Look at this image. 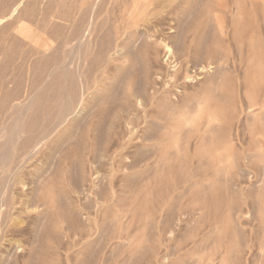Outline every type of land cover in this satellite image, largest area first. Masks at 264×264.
<instances>
[{"label":"bare ground","instance_id":"obj_1","mask_svg":"<svg viewBox=\"0 0 264 264\" xmlns=\"http://www.w3.org/2000/svg\"><path fill=\"white\" fill-rule=\"evenodd\" d=\"M151 1L152 2H150V4H151L150 5L149 2L144 1V0H123V4H122L123 5V7H122V12L123 13L122 14L120 13V17L119 18L112 17V19L109 20L108 17H106V18L104 17L101 21L98 22V21H96V19L98 17L97 15L99 14L100 9L104 8V6L108 2L109 3H114L115 4V5H113V7H114V6H116V3L119 2V0H0V247L2 245L3 240L4 241L6 240V237L8 236L7 235L8 232L12 233L14 236H15V234L17 235L19 233H23V232L25 233V231L23 229H21L22 227H20L21 226L20 225V223H21L20 217H22L24 220H28L30 223L32 222V226H34V227L39 225V224H41L40 226L46 225L47 222H49L50 218L51 219L54 218L52 212H53V209H54V207L56 205L55 204L56 199H54V194H55L56 185H57L56 184L57 180H55V176L58 174V180L62 181L63 183L66 180L71 181V177H72V176H70V166H69L70 164L69 165H62L61 164L62 163L61 162V156H62V158L64 157V153L66 151H68V149L70 147L69 145L72 144V143H73V146L75 147V149L77 151L82 150L85 147L83 145V143H84V138L87 135L92 136V138H96L97 137V133H99L101 131L100 125H103V123H104V122L102 123V121H101L103 116H105L104 113H106V112L109 113L110 110H111V109L109 110V107H108L106 109V111L105 110H103V111L100 110L101 112H99L98 107L99 106L102 107L105 104L107 106H109L111 103L109 104L108 102L114 97V95H115L114 91L115 90L125 91L126 89L129 88V91L132 93V96L134 95V97H135V103L130 108L122 106V104L120 106V107L124 108L127 111V113L129 114L127 118L124 117L125 120L122 119L123 120V126H122L121 129H123V130H121V133H120V145H121L120 149L121 150L122 149H128L129 147H133V146H134V148L137 147V149H139V151L144 149V148H146V146L148 144H146V138H144L145 136H143V132L146 133V131H145L146 127L144 126V122H146V123L150 122V124H152V126H154V130L158 129V132L159 131H163V133H165L164 130L168 129V132L170 133V135L174 139V135L178 134V131H180L181 128H183L185 130L188 129L187 133L193 132L194 128H195L194 125H193L195 119L196 118L198 119L199 117H201L203 115L202 113H204L205 110H209V109L210 110L212 109V112H213V113L211 112V114L209 116L210 117V119H209L210 127L208 126V128L210 129L209 132H211V137L209 136L210 133H208V136H209L208 142L209 143L208 144L206 143V144L208 146H212V145L214 146L216 143H220L215 138V136H216L215 134H220V133L227 134L228 124H225L223 122V117H225V115L221 116L220 112L224 108L222 103L223 102L226 103L228 100L231 101L230 99L232 98V94H231L232 91L230 92L229 90H226V91H229V92L225 93L224 92L225 90L223 91L222 86H221V80H220V83L217 84V79L220 78V77L222 78V76H220V75H222L224 73V72H222L220 70L221 69V67H220L221 64L219 66L214 65V66H209V67L208 66L199 67V65H198V67H193L191 69V67H192L191 66L189 68V66H187V63H186L187 60L183 56L185 54V52H186V48L187 47L185 45L184 38H182L183 34H184V31H183V29L181 27V21L178 20L177 18L175 19V21H177V23H178V25L176 24L177 25V29H175V27H174V25L172 23L171 24L169 23L170 21L172 22V20L169 19L170 21L169 22L167 21L170 14H171L170 17L173 16L171 11H169L167 9L168 7L169 8L173 7V6H171L172 4H174V3H172L173 1H176V3H180V4H182L184 2L185 8H186L188 6V4H189L188 3L189 0L188 1L187 0H181L182 3L180 2V0H151ZM210 1H211V3H214L216 8L207 10L208 25L204 29L203 34L201 33L199 35V36H202V37H197V36L193 37V38H196V37L199 38V43H198L199 51H200V49L202 51V47L204 45L203 41L207 40L206 36L209 35V34H210L211 37H214L215 39L216 38H221L222 40L225 39L227 41H231L232 43H234V46L236 47V37H237V35L242 33V31H245V33L247 31L248 32L252 31L251 25L246 23L248 21L247 18L251 17L252 20L256 19V18L252 17V16L255 15V8L256 7H252L251 8L252 10L249 7H248L249 8L248 9L247 8L248 3L252 2L251 6H254L253 2L255 4H257V5L261 2L262 3L261 6L263 8L262 12H264V0H210ZM204 2H205V0H204ZM154 4H155V6L153 8H151V6L154 5ZM200 4H202V3L201 2H196L195 5L192 4L193 6L191 5V7L189 8V11L187 12V14L188 15L191 14L192 16H194V17L196 16L197 18H199L202 15V13L204 11H206V9L203 10L204 7L202 8V6H200ZM229 5H232V6L230 7ZM209 7H212V6H209ZM258 7H260V6H258ZM206 8H208V7H206ZM216 10L222 12V14L228 12L230 17L228 15L227 16L230 18V20L228 19V17L227 18H223L220 14H218L216 12ZM111 11H112V9H111ZM184 11L185 10H183V13L181 15L182 17H184L186 15ZM119 12H121V11H119ZM250 12H251L252 15L249 16ZM188 17L191 18V16H188ZM263 18H264V16H263ZM157 19L162 22V27H161V29H158V30H156V28H155V22L157 21ZM259 19L260 18H258V21H255V22H260ZM120 20H121V22H120ZM156 26L158 27V25H156ZM250 29H251V31H250ZM263 31L264 30L262 29V32ZM258 38H261V37H258ZM246 39H247L246 42H248V38H246ZM75 40L77 42H75ZM172 40H176V43H175L176 52L172 49V46H171V41ZM216 41H218V40H216ZM250 41H251V39H250ZM246 42H245V44H246ZM186 43H188V42H186ZM173 44H174V42H173ZM191 44H192V41H191ZM207 45H208V43H207ZM260 45H261V43H260ZM253 46H254V50L253 51L251 50V52H250L251 56H253L254 54L256 55V53H257L258 54L257 60H259V62L262 61L263 58H264L263 50H261L260 48H258V50H256L257 48H255V43H252L251 47L253 48ZM246 49H248V48H246ZM219 50H220V48H219ZM229 50H230V48H229ZM112 51H114L115 54H112ZM248 51H250V50H248ZM203 52H204V50H203ZM203 52H201V53H203ZM217 52H219V51H217ZM239 54H241V53H238V55ZM146 56L148 58L149 70L147 71V73H145L146 72L145 71V72H141L139 74L138 73L136 74L135 71L137 69L138 64H142V67H143L144 66V59H145ZM244 56H246V55H244ZM252 58L250 59L251 62H252ZM254 58H253V60H254ZM235 59L233 58V60H235ZM218 60H219V57H218ZM245 60H247V59H245ZM231 62H232V60H231ZM242 62H243V60H242ZM257 62L258 61H256V63ZM112 65H114L116 67V69H115L116 72L121 71L120 72V76H118L116 73L115 74L111 73L110 69H111ZM250 65H247V66L244 65L246 67L245 68V72H244L246 78L249 77V75L251 74L250 71H249L250 68H251ZM252 65H253V63H252ZM254 66L255 65H253V67ZM258 67L261 68V65L258 66ZM262 68H263V66H262ZM98 72H100V73H98ZM252 74H253V72H252ZM257 74H258V72H257ZM260 74L262 75V73H260ZM150 75H151V77H150L151 78V82L148 83L149 85H146L145 81L143 80V78L144 77L147 78V76H150ZM216 77H218V78H216ZM255 77H257V76H255ZM165 78H169V80L166 82ZM258 78H259V76H258ZM258 78H257V80H258ZM234 79H235V77H234ZM228 81L230 82L231 80H228ZM162 82L166 84L164 90H161L162 86L161 87L159 86ZM251 82H252V80H251ZM253 82H255V81H253ZM176 84H181L180 88H182L183 91H181V92L179 91L180 93H177L176 91H174L173 86H175ZM234 84H235V82H234ZM241 84H242V82H241ZM248 84H250V83H248ZM195 86H198L199 88H201L202 92H200V93L190 92L191 89L195 90L194 89ZM232 87H234V85L231 86V88ZM226 88L227 87H225V89ZM178 89H179V86H178ZM245 89H247V88H245ZM244 92L245 91H243L242 93H244ZM246 93H249V92H246ZM254 93H255V91H254ZM263 93H262V96H263ZM235 94H238V93L235 92ZM234 97L236 98V96H234ZM254 98H255V96H254ZM254 98H252V99H254ZM261 98L263 99V97H261ZM220 99H221V104L222 105L219 104L218 102H216V101H219ZM246 99L247 98L245 97L244 101H247ZM259 99L260 98H258V100ZM132 100L133 99L131 97V101ZM145 100L149 103L150 111H147V109H145V106L147 107V104H145L146 103ZM192 101H195V103H196L195 106L196 107L193 110H192V107H191V110H190V106H191L190 104H191ZM231 102H234V100L231 101ZM260 103H261V101H260ZM228 104H229L228 106H230V102ZM112 106L113 105H111V107ZM163 106L166 107L165 109H169L168 110L169 111L168 115L170 116V118L171 117L176 118L174 126H170L169 127V126L164 125L161 122L165 118L164 115H166L165 111L162 109ZM202 106L203 107L205 106V108H203ZM256 106H258V105L256 104ZM263 107L264 106H262L261 109H263ZM251 109H252V107H251ZM231 111H229V112H231ZM237 111H238V109H237ZM113 112L115 114V111H113ZM135 112L137 113V115H135V116H137L136 121H134L133 118L131 117V114L133 116V113H135ZM141 112H142V114H141ZM227 113H228V111H227ZM111 114H112V112H111ZM111 114H110V117H111ZM108 115H106L108 117V118H106V120L110 118ZM234 115H235V113H234ZM257 116L252 112V110H248L247 115H246L247 119H251V118L252 119H256ZM260 118H261V115H260ZM110 120H111V118H110ZM203 120H205V119H203ZM228 122H230V121H228ZM250 123H252V122H250ZM250 123H249V125H251ZM109 124H111V123H108V125ZM120 125H122V124L120 123ZM230 125H232V124H230ZM110 127H108V128H110ZM250 127L252 129V126H250ZM257 127H256V129H257ZM119 128H120V126H119ZM162 129H164V130H162ZM235 129H237V128H235ZM248 129H249V127H248ZM262 130H263V128H262ZM182 133L183 132L181 131V134ZM246 133H248V132H246ZM261 133H264V130L261 131ZM252 134H254V132L251 133V135ZM257 134L258 133H256V135ZM189 135H192V133H190ZM193 135H195V134H193ZM178 136H180V135H178ZM261 136L259 138H262ZM149 137H150V135H149ZM186 137H188V136H186ZM98 138H100V137L98 136ZM184 138H185V136H184ZM189 138H188V140H190ZM204 138H205V136H204ZM233 138L235 139V137H233ZM147 139H149V138L147 137ZM160 139L158 137L156 143L153 144L154 146H152V147H154V151L156 153H157V150H160L162 145H163L162 142L160 141ZM181 139H183V137ZM181 139H180V142H181ZM206 139L207 138H205V141H206ZM152 140H153V138L151 139V142L153 143ZM89 141H90V139H89ZM219 141H220V139H219ZM172 142H173V140H172ZM225 142H228V141H225ZM175 143H177V142H175ZM175 143H174V145H175ZM223 143H224V141H223ZM178 144L179 143H177L176 145H178ZM254 144H256V143L254 142ZM97 145H100V144H97ZM221 145H222V143H221ZM196 146H198V144ZM208 146H206V147H208ZM262 146H263V144H262ZM178 147L180 148L181 146H178ZM102 148H103V145H102ZM216 149H217V146H216ZM199 150L202 151L203 149L201 150L199 148ZM247 150H245V151H247ZM99 151H96V152L98 153ZM104 151L105 150L103 149L102 152H104ZM217 151H218V149H217ZM256 151H260V150H256ZM92 152H93V150H92ZM116 152H117V149H116ZM162 153L164 154V151ZM171 153H173V152H171ZM92 154L94 155V153H92ZM169 154H170V152H169ZM250 155H254V153L250 154ZM37 156L38 157L39 156L45 157V161H43L41 166H38V164H36L37 162L36 163L34 162V160H35V158H37ZM70 156H72V155H70ZM70 156L68 155V157H70ZM127 156H125V157H127ZM183 156H184V154H183ZM186 156H188V155H186ZM203 156H204V154H203ZM214 157H218V156H214ZM224 157H226V155ZM263 157L264 156H262L261 158L263 159ZM97 158L99 159L98 156H97ZM116 158L117 157H115L114 154L110 155V160L109 161L112 164V169L113 170L117 167L116 164L119 163V162H115V161H118V160H116ZM118 158H119V156H118ZM218 158L220 159V157H218ZM236 158H238V156H236ZM253 158H254V156L252 157V159ZM103 159H102V161H103ZM89 160L92 163V166L94 164L95 165L97 164V166H98L99 163H97V160L94 157H91ZM136 160L139 163L140 160H138V159H136ZM136 160H135V163H137ZM160 160H161V157H160L159 160L156 159L155 162L158 161L157 163L159 164V162H161ZM215 160H216V158H214V161ZM242 160H244V159H242ZM250 160H251V158H250ZM78 161H79V159H78ZM143 161H145V160H143ZM178 161H180V160H178ZM206 161L208 162V160H206ZM223 161L224 160H222V162ZM236 161H234V164H235ZM125 162L126 163L124 164L122 171H124V174L128 176V175H130V173L128 174V172H130V170L134 167L133 165H136V164L135 163L132 164V162H130L128 160H125ZM167 162H169V161H167ZM72 163H73V161H72ZM76 163H77V161H76ZM209 163H211V162H209ZM241 163L242 162H240V164L239 165L237 164V165L240 166ZM262 164H263V162H262ZM204 165H206V164L204 163ZM204 165H203V167H204ZM228 165H230V164H228ZM237 165H235V166H237ZM260 165H261V163H260ZM143 166L145 167V165H143ZM235 166H233V168ZM247 166H248V164H247ZM181 167H182V165H181ZM225 167H227V166H225ZM154 168H155V166L153 165V168H151V169H154ZM208 168H209V166H208ZM243 168H244V166H243ZM249 168H250V165H249ZM92 169L94 170V169H96V167H92ZM93 170H91V171L89 170L90 174L88 175L87 178L74 177L72 179V181H71L73 183V187H72L73 191L76 193V195L79 198V200H78L79 205L76 204V205L79 206V210L76 212V216H77L76 218H78L79 221H81L83 223L85 221H87L88 218H89V216L87 215L88 212L86 211L87 212L86 213L84 211V209H86V208H84L85 207V205H84L85 198L82 197V194L84 192L85 184L88 183L93 188H99L100 186H103V183L106 182V180H104L105 178H102V177H99V176L95 175ZM177 170H178V167H177ZM188 170H189V168H188ZM235 170H237V169H235ZM166 171H168V169ZM201 171L203 172V170H201ZM174 173H176V171ZM184 173H185V171H184ZM233 173H235L234 170H233ZM132 174H134V173H132ZM142 174H143V172L141 174H139V175H142ZM176 174H178V173H176ZM187 174H188V171H187ZM101 175H102V173H101ZM114 175L112 174L109 177L111 182H114L113 179L116 176V175L115 176ZM188 175H190V174H188ZM191 175H194V173L191 174ZM210 175H211V173H210ZM213 176H214V174L211 177H213ZM253 176H254V174H253ZM262 176H263V178L261 179V182H262V186H263L264 185V167H263V170H262ZM143 177H145V176H142V179H143ZM56 178H57V176H56ZM181 178H183V175L181 176ZM184 178H185V176H184ZM218 179L217 180H211V182H209L208 185L205 186V187L202 185V184H204V181L202 182V184H200V185L203 186L202 187L203 188L202 192H203V194H205L204 196H207V195L213 193L214 191H216L217 189L220 188L219 184H220L221 181H218ZM132 180L133 179H131L130 181H132ZM177 180L179 181V178ZM207 180H208V178H207ZM219 180H222V179L220 178ZM224 180H222V181H224ZM171 181H172V179H171ZM178 181H177V183H179ZM193 181H195V180H193ZM249 181L247 183H249ZM134 182L135 181H133V184H134ZM115 183H117V182H115ZM225 183H226V181H225ZM121 184H123V183H121ZM197 184L198 183L196 182V185ZM223 184H224V182H223ZM227 184H228V186H227V188H228L230 182L226 183V185ZM232 184L230 185L231 187L234 186V184L233 185ZM160 185L162 187V184H160ZM160 185H158V186H160ZM172 185H174V184H172ZM177 185H179V184H176V186ZM194 185L195 184H193V186ZM45 186H47V187L45 188ZM122 186L123 185H121V187ZM257 186L254 187V188H257ZM115 187H117V185ZM147 187H149V186H147ZM164 187H165V185H164ZM44 188H45V192L44 193L47 192V196H41V198H40L39 196L41 195V192L43 191ZM153 188L154 187H152V189ZM171 188H173V186H171ZM233 189H235V187ZM236 189H237V187H236ZM246 189H248V188L246 187ZM250 189L252 190L253 188H251V186H250ZM67 190L68 189H66V191ZM123 190H125V189H123ZM180 190H181V188H180ZM191 190H192V187H191ZM221 190H222V187H221ZM254 190L257 191L256 189H254ZM187 191H186V193H187ZM262 191L264 192V190H262ZM114 192H115V190H114ZM159 192H161V191L159 190ZM202 192H200V193H202ZM235 192H236V190H235ZM251 192H253V191H251ZM63 193L60 192V193H58V195L60 196L61 199H63L62 200L63 203H65L66 206H67V204L69 202L68 201L69 199L67 200L66 199V194H63ZM93 193H95V192H93ZM196 193H198V192H196ZM134 194H136V193H134ZM165 194H167V193L165 192ZM221 194H223V193H221ZM231 195H233V194H231ZM22 196H27L28 197V199H27L28 201L26 200L27 201L26 203L24 202V199L22 200ZM125 197H127V196H125ZM144 197H146V195H144ZM226 197H227V193H226ZM70 198H71V196H70ZM127 198L130 199L129 196ZM134 198L136 200V197H134ZM181 198H183V197H181ZM207 198H208V196H207ZM176 199H177V196H176ZM186 199H188V198H186ZM198 199H199V197L197 198V200ZM237 199H239V198H237ZM86 200H87V198H86ZM135 200L133 202H135ZM144 200H145V198H144ZM179 200L180 199H178V202H179ZM202 200H200V201H202ZM131 201H132V198H131ZM233 201H235V203L236 202L239 203V201H237V200H233ZM57 202H59V201H57ZM230 202L232 204V201H230ZM255 202L257 203V201H255ZM189 203H191V202H189ZM127 204H126V206H127ZM202 204L199 203V205H202ZM76 205H74V206H76ZM174 205H175V203H174ZM177 205L179 207L178 203H177ZM196 205H197V203H196ZM213 205H215V204H212L210 206H213ZM235 205L236 204H234V202H233V206H235ZM92 206H93V204H92ZM210 206L208 208H210ZM258 206H259V202H258V205L255 207V210L258 209ZM131 207H134V205L131 206ZM178 207H177V209H178ZM202 207H203V205H202ZM250 207H251V205H250ZM70 208H71V206H70ZM115 208L112 209V210H114V213L119 211L118 210V211L115 212ZM205 208H206V206H205ZM217 208H219V207L217 206ZM236 208L238 209V206ZM76 209H78V208H76ZM110 209H111V207H110ZM170 209H172V206H171ZM227 209H228V207H227ZM241 209H243V208H241ZM90 210H88V211L90 212ZM133 210H134V208H133ZM133 210H132V212H133ZM63 211H65V208H64ZM145 211H144V213H145ZM169 211H172V210H169ZM196 211H195V214H196ZM206 211L208 212V210H206ZM209 211H210V209H209ZM246 211H248V209ZM262 211L263 210H261V213H262ZM129 212H130V210H129ZM129 212H127V214ZM174 212H176V211H174ZM174 212H173V214H174ZM214 212H215V210H214ZM214 212H213V214H214ZM234 212L236 214V211H234ZM259 212H260V210H259ZM111 213H112V211H111ZM216 213H218V212H216ZM223 213H225V215H226V213H228V211L227 212L224 211ZM148 214L149 213L147 212V215ZM175 214H177V213H175ZM251 214H252V211H251ZM256 214H257V212H256ZM15 215H16L17 218L15 217ZM59 215H61V214H59ZM252 215H254V214H252ZM261 215H259V216L261 217ZM131 216H133V215H131ZM131 216H128V217H131ZM137 216H138V214H137ZM156 216H158V214ZM175 216H177V215H175ZM61 217H63V215ZM97 217H99V216H97ZM100 217H102V215ZM159 217H161L160 214H159ZM215 217H216V215H215ZM221 217H224L222 220H224L226 218L225 216H220V217H218L219 220L221 219ZM232 217H233V215H232ZM260 217H258V218H260ZM114 218H115V216H114ZM125 218H126V216H125ZM241 218L243 219L244 217L242 216ZM255 218H256V216H255ZM135 219H134V221H135ZM196 219H198V218H196ZM229 219H226V222ZM59 220L61 221V219H59ZM211 220H212V217H211ZM230 220H232V219H230ZM235 220H236V217H235L234 221ZM89 221H90V219H89ZM106 221L108 222L107 219H105V222ZM119 221L121 222V220H119ZM124 221H126V220H124ZM130 221H131V219H130ZM130 221H128V222H130ZM261 221H263V220H261ZM261 221H260V223H263ZM16 222H18L19 224L16 225ZM169 222H170V220H169ZM226 222H225V224H226ZM232 222H233V220H232ZM247 222L248 221L246 220V223ZM253 222L255 223V221H253ZM50 223H51V221H50ZM115 223H116V221H115ZM123 223H122V228H123ZM190 223H193V222H190ZM209 223H210V221H209ZM218 223H220V222H218ZM221 223H223V222H221ZM236 223H233V225L234 224L237 225ZM241 223L243 224V222H241ZM246 223L243 224V226L246 225ZM28 225H30V224L27 223V226ZM142 225H144V224H142ZM142 225L140 224L141 227H142ZM168 225H169V223L167 224V226ZM175 225H176V223H175ZM193 225H195V224H192V226ZM66 226H69V225H66ZM220 226H221V224H220ZM223 226H226V225H223ZM223 226H221V227H223ZM256 226H257V223H256ZM42 227H44V226H42ZM81 227L78 226L79 229ZM227 227H228V225H227ZM234 227H236V226H234ZM39 228L41 229V227H39ZM51 228L52 227H50V229ZM84 228L86 229L87 226L84 227ZM137 228H139V227H137ZM187 228H188V226H187ZM196 228H197V226H196ZM238 228H240V227H238ZM261 228H262V226H260L259 229H261ZM40 229H39V232L41 231ZM46 229H47V225H46ZM107 229H105V230H107ZM127 229H129V228H127ZM193 229L194 228H192V230ZM219 229H222V228H219ZM231 229H233V228H231ZM242 229L245 230L244 228H242ZM176 230H177V228H176ZM262 230H263V228H262ZM28 231H27V233H28ZM85 231H87V230H85ZM236 231H239V230H236ZM31 232H32V230H31ZM39 232H36V233H39ZM59 232H60V230H59ZM82 232H84V230ZM123 232L125 233L126 231H122V234H123ZM143 232L146 234L145 231H143ZM143 232L141 231L142 234H144ZM189 232H190V229H189ZM239 232L241 233V231H239ZM258 232H263V231H258ZM27 233H25V235ZM32 233H34V231ZM76 233H79V232H76ZM169 233H171V232H169ZM179 233H180V231H179ZM250 233H251V230H250ZM48 234L51 236L50 233H47V235ZM226 234H227V230H226ZM236 234L237 233L235 232V237H236ZM39 235H40V233H39ZM128 235L129 234H127V236ZM183 235H186V234H183ZM86 236H87V234H86ZM127 236H125V237H127ZM205 236L207 238L209 237L207 235H205ZM237 236H238V234H237ZM259 236H261V238H262V234L259 235ZM186 237L188 238V236H186ZM213 237H214V235H213ZM246 237L247 236L245 235V238ZM62 238H63V236H62ZM211 238H212V236H211ZM211 238L209 237V239H211ZM245 238H243L244 241H245ZM122 239H124V238H122ZM183 239H185V236H184ZM183 239H182V241H180V243L178 242L179 244L177 246H180V244L182 242H184ZM212 239H215V237L212 238ZM217 239H219V241H220V238H217ZM237 239H238V237H237ZM261 240H263V239H261ZM36 241H37V239H36ZM130 241L132 242V239ZM147 241H148V239H147ZM174 241H175V239H174ZM177 241L178 240H176V242ZM65 242H66V239H65ZM168 242H169V240H168ZM205 242H207V240H204V243ZM208 242H209V240H208ZM9 243H11V242H9ZM24 243H26V242L24 241L23 244ZM36 243H38V242H36ZM212 243L213 242H211L210 244H212ZM238 243H240L239 240H238ZM220 244H222V243H220ZM240 244H242V242ZM260 244L261 243L259 242L258 246ZM118 245L119 246L121 245L120 242H119ZM143 245H146V244L144 243ZM227 245H229V244H226V246ZM262 245H264V244H262ZM226 246H224L225 247L224 251L226 249L228 250V247L226 248ZM237 246H238V244H237ZM229 247H230V245H229ZM246 247H245V249L247 250ZM133 248H135V247H133ZM218 248H220V247H218ZM241 248H243V247L241 246ZM68 249H70V248H68ZM118 249H121V248H118ZM31 250L33 251V249H31ZM165 250L167 251V249H165ZM206 250H207V248H206ZM230 250H232V249H230ZM236 250L237 249H235V252L237 253ZM240 250H242V249H240ZM260 250H261V247H260ZM22 251H23V249H19V247H16V246H13V245H10V244L8 245V243H7L6 245H4L3 252H2V250L0 252V253H3V257L5 258V263L3 261L2 262L4 264H9L11 262H17L18 258H21L20 255L24 252V251L23 252ZM162 251H163V249H162ZM226 251H225V253H226ZM256 251H258V250H256ZM135 252H136V250H135ZM203 252H205V251H203ZM29 253H31V252H29ZM158 253H159V251H158ZM225 253H224V255H225ZM230 253H232V252L230 251ZM88 254H89V252H88ZM216 254H217V252H216ZM257 254H255V255H257ZM259 254L261 255V253H259ZM28 255L30 256L31 254H28ZM209 255H210V253H209ZM252 255H253V253H252ZM21 256H24V255H21ZM86 256H87V254H86ZM218 256H219V254H218ZM35 257H36V255H35ZM155 257H157V256L155 255ZM183 257H185V256H183ZM206 257H207V255H206ZM210 257H211V255H210ZM227 257L230 258L229 254H228ZM238 258H240V257H238ZM261 258H264V256L261 257ZM161 259L163 261L164 257L161 258ZM212 259H213V256H212ZM257 259H259V258H257ZM167 261L168 260H166V262ZM184 261H186V260H184ZM221 262H223V261H221ZM261 262H262V260H261ZM74 263H76V262H74Z\"/></svg>","mask_w":264,"mask_h":264},{"label":"rangeland","instance_id":"obj_2","mask_svg":"<svg viewBox=\"0 0 264 264\" xmlns=\"http://www.w3.org/2000/svg\"><path fill=\"white\" fill-rule=\"evenodd\" d=\"M149 2H152L151 0H144ZM188 1V0H187ZM180 2L182 3V1L180 0ZM196 2H201L202 4H200V6H202L203 10L206 9V11H204L202 13V15L197 18L196 16H192L191 14L188 15L187 12L189 11V8L191 7V5H195ZM189 0V4L188 6L185 8L184 2L182 4L180 3H176V1H173L171 6L173 7H168L167 9L169 11H171L172 15L168 18V22L170 20H172V22L170 21L169 23L173 24L175 29H177V21H175V19L177 18L178 20L181 21V27L184 31L183 37L185 40V45H186V52L183 55L184 58L187 60V66H189V68L191 67V69L193 67H201V66H219L221 67V71L224 72L222 75V78H218L217 79V84L220 83L221 80V86L222 89L225 93H228L229 91H232V98L230 99L231 101L234 100V102L231 101H227L226 103L223 102V110L220 112L221 116L223 117V122L225 124H228V128H227V134H215V138L217 139L218 142L220 143H216L214 146H208L207 144L208 142V138L209 136L211 137V132L210 129L208 128L209 125V119H210V114L212 112V109L210 110H205L204 113H202L203 115L201 117H199L198 119L196 118L193 125H194V131L190 132L195 135H189L190 133L188 132V129L185 130L183 128H181L180 131H178V134L174 135V139L173 137L170 135V133L168 132V129H162L165 131V133H163V131H159L158 129L154 130V126H152V124H150V122H144V126L146 133L143 132V136H145L144 138H146V144H148L146 146V148L142 149L139 151V149H137V147L134 148L133 147H129L128 149H120L121 145H120V133H121V129L123 126V120H125V118L128 117V113L127 111L120 107L121 104L122 106L128 107L130 108L134 103H135V97L134 95L132 96V93L129 91V88L126 89L125 91H120V90H115L114 92V97L108 102L110 105L106 106L103 105L102 107L99 106L98 110L99 112L105 110L109 107L110 110V114L109 113H104L105 116H103L102 118V123L103 125H100V129L101 131L99 133H97V137L96 138H92V136L87 135L84 138V143L83 145L85 146L82 150L77 151L75 149V147L73 146V143L70 144L68 151H66L64 153V157L62 158L61 156V164L62 165H69L70 166V176L71 177V181L74 177H84L87 178L89 173V170H93L92 167H96V169L93 170V172L95 173V175L105 178L104 180H106L105 183H103V186H100L99 188H93L91 185H89L88 183L85 184L84 186V192L82 194V197L85 198V207L86 209H84V211L87 213V215L89 216L88 218V222L85 221L84 223L79 221L78 218H76V212L79 210V203H78V196L76 195V193L73 191V183L69 180L64 181V183L62 181L58 180V174L55 176V180H57L56 182V191L54 194V199H56L55 202V207L53 209V216L54 218H50L49 222H47V229H46V225H42L41 224L37 225V226H32V222L30 223L28 220H24L22 217H20V227H22L21 229H23L25 231V233H28L25 235V233H19V234H15V236L8 232L7 233V237L6 240L2 242V245L0 247V252L2 250H4V245H6L8 243V245H13L16 247H19V249H23V253L21 255V258H18L17 262H11L9 264H264V192L262 190H264V185L262 186V182L261 179L263 178L262 176V170H263V165H264V157L263 159L261 158L262 156H264V133H261V131L264 130V107L263 109H261L262 106H264V58L262 61L259 62V60H257L258 54L256 53V55L254 54L253 56H251L250 52L251 50H254V46L253 48L252 43H255V48H257L256 50H258V48H260L261 50H263L264 53V31L262 32V29L264 30V12L263 8H262V3L260 2L258 5L255 4L253 2L254 6L252 5V2L248 3L247 8L249 7L250 9L252 7H256L255 8V15L252 16L254 18H256L255 20L251 17H248V21L246 22L247 24L251 25L252 27V31L250 29L251 32H246L242 31V33L238 34L236 37V47L234 46V43H232L231 41H227V40H222L221 38H214L211 37L210 34L206 36V41H203L204 45L202 47V51L200 49H198V43H199V38L197 37H202L199 36L201 33L203 34L204 29L207 27L208 25V20H207V10L208 9H213L216 8V6L214 5V3H211L210 0ZM208 3V4H207ZM211 3V4H210ZM257 3V2H256ZM110 4V5H109ZM123 0H119L118 3H116V6L113 7V5H115L114 3H107L104 8L100 9L99 14L97 15V19L96 21H101L104 17H108L109 20L112 19V17H116L119 18L120 17V13L122 14V7H123ZM204 4V5H203ZM250 4V5H249ZM151 5V4H150ZM181 5V6H180ZM192 5V6H193ZM155 6L152 5L151 8H153ZM177 6V7H176ZM212 6V7H209ZM230 7L232 5H229ZM260 6V7H258ZM208 7V8H206ZM258 7V8H257ZM176 8V9H175ZM184 8V9H183ZM248 8V9H249ZM112 9V11H111ZM116 9V10H115ZM182 10V11H181ZM183 10H185V16L182 17V13ZM252 10V9H251ZM258 10V11H257ZM121 11V12H119ZM216 12L218 14H220L223 18H227L229 16L228 12L227 13H223L216 10ZM262 12V13H261ZM170 13V12H169ZM262 14V15H261ZM228 15V16H227ZM252 15L251 12L249 13V16ZM188 16H191L188 17ZM87 17V16H86ZM173 17V18H172ZM187 17V18H186ZM230 17V16H229ZM228 17V19L230 20V18ZM258 18H260V22H255L258 21ZM170 19V20H169ZM263 19V20H262ZM156 21V20H155ZM158 21V22H157ZM157 21L155 22V28L156 30L161 29L162 27V22L159 21L157 19ZM250 21V22H249ZM263 21V22H262ZM121 22V20H120ZM190 22V23H189ZM177 24V25H176ZM158 25V27L156 26ZM192 25V26H191ZM194 25V26H193ZM253 25V26H252ZM263 25V26H262ZM160 26V27H159ZM170 26V25H169ZM262 27V28H261ZM187 28V29H186ZM198 33V34H197ZM251 34V35H250ZM256 36H255V35ZM253 35V36H252ZM192 36V37H191ZM194 36H197L196 38H193ZM244 36V37H243ZM163 37V36H162ZM239 37V38H238ZM254 37V38H253ZM256 37V38H255ZM261 37V38H258ZM213 38V39H212ZM248 38V42L247 39ZM243 39V40H242ZM251 39V41H250ZM211 40V41H210ZM218 40V41H216ZM260 40V41H259ZM192 41V44H191ZM75 42H77L75 40ZM174 42V44H173ZM188 42V43H186ZM213 42V43H212ZM220 42V43H219ZM246 42V44H245ZM175 43L176 40H172L171 41V46L172 49L176 52V48H175ZM208 43V45H207ZM249 43V44H248ZM261 43V45H260ZM249 46H248V45ZM251 44V45H250ZM194 47H193V46ZM225 45V46H224ZM247 45V46H246ZM258 45V46H257ZM208 46V47H207ZM222 46V47H221ZM227 46V47H226ZM260 46V47H259ZM217 47V48H216ZM245 47V48H244ZM210 50H209V49ZM220 48V50H219ZM230 48V50H229ZM248 48V49H246ZM216 49V50H215ZM204 50V52H203ZM246 50V51H245ZM250 50V51H248ZM206 51V52H205ZM219 51V52H217ZM227 51V52H226ZM203 52V53H201ZM188 53V54H187ZM238 53H241L238 55ZM244 53V54H243ZM112 54H115L114 51H112ZM196 54V55H195ZM187 55V56H186ZM230 55V56H229ZM246 55V56H244ZM145 56V55H144ZM143 56V57H144ZM193 58H192V57ZM217 56V57H216ZM240 56V57H239ZM219 57V60H218ZM221 57V58H220ZM231 57V58H230ZM238 57V58H237ZM247 57V58H246ZM254 60H253V58ZM201 58V59H200ZM203 58V59H202ZM233 58L235 60H233ZM240 58V59H239ZM244 58V59H243ZM252 58V62L251 59ZM207 59V60H206ZM216 59V60H215ZM247 59V60H245ZM214 60V61H213ZM232 60V62H231ZM241 60V61H240ZM243 60V62H242ZM258 61L256 63V61ZM200 61V62H199ZM221 61V62H220ZM247 63H246V62ZM250 61V62H249ZM255 61V62H254ZM198 62V63H197ZM227 63V64H226ZM255 65L253 67V65ZM263 63V64H262ZM223 64V65H222ZM251 64V65H250ZM250 65V75L249 77L246 78L245 76V66ZM257 65V66H256ZM261 65V68H259L258 66ZM141 66V67H140ZM145 66V67H144ZM144 66L142 67V64H138L137 69L135 71V73L139 74L141 72H145L147 73V71L149 70V63H148V58L147 56L144 59ZM263 66V68H262ZM256 67V68H255ZM235 68V69H234ZM116 67L114 65L111 66V73L112 74H117L118 76H120V72H116ZM254 69V70H253ZM259 69V70H258ZM224 70V71H223ZM230 72H229V71ZM235 70V71H234ZM114 72V73H113ZM226 72V73H225ZM253 72V74H252ZM258 72V74H257ZM100 73V72H98ZM228 73V74H227ZM262 73V75L260 74ZM225 74V75H224ZM227 74V75H226ZM237 74V75H236ZM256 74V75H255ZM241 75V76H240ZM261 75V76H260ZM227 76V77H226ZM257 76V77H255ZM259 76V78H258ZM151 75L147 76V78H143V80L145 81L146 85H149L148 83L151 82ZM235 77V79H234ZM252 77V78H251ZM228 78V79H227ZM258 78V80H257ZM150 81H149V80ZM245 79V80H244ZM169 80V78H165V81L167 82ZM228 80H231L230 82ZM252 80V82H251ZM225 81V82H224ZM255 81V82H253ZM235 82V84H234ZM242 82V84H241ZM250 83V84H248ZM257 85H256V84ZM162 84V85H161ZM159 86L161 87V90L165 89L166 84L165 83H161ZM177 85V86H176ZM175 86H173L174 91H176L177 93H180L182 90V88H180L181 84H176ZM231 88V86H233ZM237 85V86H236ZM254 85V86H253ZM262 85V86H261ZM179 86V89H178ZM245 86V87H244ZM253 86V87H252ZM176 89H175V88ZM198 86H195V90H192L190 92L193 93H200L202 92L201 88H197ZM225 87H227L225 89ZM244 87V88H243ZM262 87V88H261ZM247 88V89H245ZM253 88V89H252ZM261 88V89H260ZM243 89V90H242ZM258 89V90H257ZM229 90V91H226ZM238 90V91H237ZM249 90V91H248ZM180 91V92H179ZM234 91V92H233ZM243 91H245L244 93H242ZM251 91V92H250ZM255 91V93H254ZM166 92V91H165ZM164 92V93H165ZM238 93V94H235ZM249 92V93H246ZM120 93V94H119ZM257 93V94H256ZM263 93V96H262ZM122 94V95H121ZM124 94V95H123ZM252 95V96H251ZM236 96V98L234 97ZM248 96V97H247ZM255 96V98H254ZM259 96V97H258ZM131 97H132V101H131ZM245 97L247 98V101L245 100ZM263 97V99L261 98ZM254 98V99H252ZM258 98H260L258 100ZM250 99V100H249ZM254 100V101H253ZM117 101V102H116ZM146 101V100H145ZM261 101V103H260ZM219 104H221V99L219 101H216ZM230 102V106H228ZM107 103V104H108ZM113 103V104H112ZM127 103V104H126ZM236 103V104H235ZM248 103V104H247ZM115 104V105H114ZM125 104V105H124ZM147 107L145 106V109H147V111H150V106L149 103L146 101ZM195 101L191 102V106H190V110L192 107V110L195 109ZM221 104V105H222ZM227 104V105H226ZM256 104L258 106H256ZM260 104V105H259ZM263 104V105H262ZM111 105H113L111 107ZM225 105V106H224ZM240 105V106H239ZM246 105V106H245ZM250 105V106H249ZM252 105V106H251ZM116 106V107H115ZM236 106V107H235ZM256 106V107H255ZM203 107V106H202ZM240 107V108H239ZM252 107V109H251ZM255 107V108H254ZM166 107L163 106V110L165 111L166 115L165 118L161 121L164 125L166 126H174L175 124V119L168 115L169 113V109H165ZM205 108V106L203 107ZM228 110H227V109ZM230 108V109H229ZM248 108V109H247ZM254 108V109H253ZM233 109V110H232ZM238 109V111H237ZM257 109V110H256ZM101 110V111H100ZM232 110V111H231ZM248 110H252V112L257 116L256 119H247L246 115ZM115 111V114L114 112ZM125 111V112H124ZM209 111V112H208ZM228 111V113H227ZM231 111V112H229ZM247 111V112H246ZM257 111V112H256ZM262 112V113H261ZM213 113V112H212ZM235 113V115H234ZM238 113V114H237ZM109 114V115H108ZM142 114V112H141ZM206 114V115H205ZM106 115H108L110 118L106 120V118H108ZM124 115V116H123ZM126 115V116H125ZM137 113H133V116L131 114V117L133 118L134 121H136L137 119ZM261 115V118H260ZM136 118H135V117ZM232 116V117H231ZM118 117V118H117ZM125 117V118H124ZM168 119H167V118ZM233 118V119H232ZM235 118V119H234ZM116 119V120H115ZM205 119V120H203ZM226 119V120H225ZM259 119V120H258ZM110 120V121H109ZM248 120V121H247ZM205 121V122H204ZM230 121V122H228ZM258 121V122H257ZM174 122V123H173ZM204 122V123H203ZM228 122V123H227ZM246 122V123H245ZM252 122V123H250ZM255 122V123H254ZM257 122V123H256ZM108 123H111L108 125ZM120 123L122 125H120ZM149 123V124H148ZM236 123V124H235ZM238 123V124H237ZM249 123L251 125H249ZM116 124V125H115ZM202 124V125H201ZM232 124V125H230ZM253 124V125H252ZM262 124V125H261ZM114 125V126H113ZM118 125V126H117ZM196 125V126H195ZM206 125V126H205ZM248 125V126H247ZM110 128H108V127ZM113 126V127H112ZM117 126V127H116ZM120 126V128H119ZM231 126V127H230ZM252 126V129L251 127ZM258 126V127H257ZM102 127V128H101ZM104 127V128H103ZM116 127V128H115ZM152 127V128H151ZM249 127V129H248ZM257 127V129H256ZM114 128V129H113ZM185 128V127H184ZM187 128V127H186ZM237 128V129H235ZM261 128V129H260ZM263 128V130H262ZM105 129V130H104ZM116 129V130H115ZM118 129V130H117ZM233 129V130H232ZM235 129V130H234ZM109 130V131H108ZM113 130V131H112ZM255 130V131H254ZM259 130V131H258ZM151 131V132H150ZM158 133H157V132ZM181 131L183 132L181 134ZM196 131V132H195ZM233 131V132H232ZM251 131V132H250ZM168 132V133H167ZM186 132V133H185ZM230 132V133H229ZM236 132V133H235ZM248 132V133H246ZM251 135V133H253ZM156 133V134H155ZM208 133H210V135L208 136ZM233 133V134H232ZM235 133V134H234ZM256 133H258L256 135ZM150 137H149V135ZM187 134V135H186ZM207 134V135H206ZM230 134V135H229ZM148 135V136H147ZM163 135V136H162ZM169 135V136H168ZM180 135V136H178ZM221 135V136H220ZM248 135V136H247ZM262 135V136H261ZM98 136L100 138H98ZM185 136V138H184ZM188 136V137H186ZM206 141H205V138ZM232 136V137H231ZM241 136V137H240ZM251 136V137H250ZM262 138H259V137ZM102 137V138H101ZM147 137L149 139H147ZM159 137L160 141L162 142V147L160 150H157V153L154 151V146L153 144L156 143L157 138ZM171 137V138H170ZM183 137V139H181ZM190 137V138H189ZM228 137V138H227ZM235 137V139L233 138ZM250 137V138H249ZM257 137V138H256ZM153 138V143L151 142V139ZM188 138L190 140H188ZM198 138V139H197ZM223 138V139H222ZM232 138V139H231ZM90 139V141H89ZM102 139V140H101ZM176 139V140H175ZM181 139V142H180ZM220 139V141H219ZM148 140V141H147ZM173 140V142H172ZM184 140V141H183ZM222 140V141H221ZM75 141V140H74ZM189 141V142H188ZM224 141V143H223ZM228 141V142H225ZM93 142V143H92ZM169 142V143H168ZM179 143L178 145H176L177 143ZM203 142V143H202ZM205 142V143H204ZM254 142L256 144H254ZM175 143V145H174ZM183 143V144H182ZM185 143V144H184ZM207 143V144H206ZM222 143V145H221ZM259 143V144H258ZM100 144V145H97ZM198 144V146H196ZM219 144V145H218ZM263 144V146H262ZM103 145V148H102ZM167 145V146H166ZM234 145V146H233ZM255 145V146H254ZM94 146V147H93ZM174 146V147H173ZM178 146H181L180 148ZM192 146V147H191ZM204 146V147H203ZM208 146V147H206ZM217 146V149H216ZM93 147V148H92ZM170 147V148H169ZM173 147V148H172ZM185 147V148H184ZM189 147V148H188ZM202 150L200 151L199 148ZM259 147V148H258ZM73 148V149H72ZM96 148V149H95ZM102 148V149H101ZM133 150H132V149ZM149 148V149H148ZM163 148V149H162ZM184 148V149H183ZM209 148V149H208ZM258 148V149H257ZM88 149V150H87ZM103 149L105 150L104 152ZM117 149V152H116ZM166 149V150H165ZM175 149V150H174ZM216 149V150H215ZM233 149V150H232ZM242 149V150H241ZM249 151H248V150ZM252 149V150H251ZM93 150V152H92ZM100 150V151H99ZM126 150V151H125ZM131 150V151H130ZM186 150V151H185ZM215 150V151H214ZM242 152H241V151ZM247 150V151H245ZM256 150H260V151H256ZM72 151V152H71ZM82 151V152H81ZM96 151H99L98 153ZM111 151V152H110ZM137 151V152H136ZM164 151V154L162 153ZM179 151V152H178ZM235 151V152H234ZM74 152V153H73ZM90 152V153H89ZM116 152V153H115ZM170 152V154H169ZM173 152V153H171ZM198 152V153H197ZM247 152V153H246ZM88 153V154H87ZM94 153V155L92 154ZM197 153V154H196ZM209 153V154H208ZM222 153V154H221ZM254 155H250L253 154ZM261 153V154H260ZM101 154V155H100ZM103 154V155H102ZM114 154L116 158L115 162H119L116 164V167L114 170L112 169V164L109 161L110 160V155ZM122 154V155H121ZM124 154V155H123ZM126 154V155H125ZM167 154V155H166ZM182 156H181V155ZM184 154V156H183ZM204 154V156H203ZM238 156V158H236V156ZM238 154V155H237ZM68 155H72L70 157H68ZM84 155V156H83ZM91 155V156H90ZM119 158H118V156ZM128 155V156H127ZM131 155V156H130ZM164 155V156H163ZM173 155V156H172ZM188 155V156H186ZM197 155V156H196ZM226 155V157H224ZM231 155V156H230ZM251 157H250V156ZM66 156V157H65ZM74 156V157H73ZM97 156L99 157V159L97 158ZM124 156V157H123ZM127 156V157H125ZM170 156V157H169ZM214 156H218L220 157V159L218 157H214ZM222 156V157H221ZM234 156V157H233ZM241 156V157H240ZM254 156V158L252 159V157ZM260 156V157H259ZM86 157V158H85ZM94 157L97 160V164L92 166V163L90 162V158ZM106 157V158H105ZM121 157V158H120ZM123 157V158H122ZM137 157V158H136ZM159 157V158H158ZM161 157V162H159V164L156 161L159 160ZM167 157V158H166ZM190 157V158H189ZM197 157V158H196ZM207 157V158H206ZM104 158V159H103ZM108 158V159H107ZM214 158H216V160L214 161ZM218 158V159H217ZM225 158V159H224ZM235 158V159H234ZM249 158V159H248ZM251 158V160H250ZM258 158V159H257ZM261 158V159H260ZM79 159V161H78ZM88 159V160H87ZM103 159V161H102ZM107 161H106V160ZM122 161H121V160ZM131 159V160H130ZM140 160L139 163L136 160ZM163 159V160H162ZM177 159V160H176ZM227 159V160H226ZM231 161H230V160ZM238 159V160H237ZM244 159V160H242ZM257 159V160H256ZM38 160V161H37ZM81 160V161H80ZM125 160H128L130 162L135 163V160L137 161V163H135L136 165H133L134 167L130 170V172H128V174L130 173V175H125L123 170V166L126 163ZM142 160V161H141ZM145 160V161H143ZM180 160V161H178ZM208 160V162L206 161ZM212 160V161H211ZM222 160H224L222 162ZM237 160V161H236ZM240 160V161H239ZM251 162H250V161ZM261 160V161H260ZM43 161H45V157L43 156H37V158H35L34 162L36 164H38V166H41ZM73 161V163H72ZM77 161V163H76ZM102 161V162H101ZM169 161V162H167ZM178 163H177V162ZM203 161V162H202ZM234 161L235 164H234ZM109 162V163H108ZM121 162V163H120ZM207 162V163H206ZM211 162V163H209ZM214 162V163H213ZM239 162V163H238ZM241 163L240 166H238ZM247 162V163H246ZM253 162V163H252ZM259 162V163H258ZM263 162V164H262ZM34 163V164H35ZM157 163V164H156ZM204 163L206 165H204ZM226 163V164H225ZM261 163V165H260ZM77 164V165H76ZM174 164V165H173ZM215 164V165H214ZM225 164V165H224ZM230 164V165H228ZM238 164V165H237ZM248 164V166H247ZM77 167H76V166ZM108 165V166H107ZM145 165V167L143 166ZM153 165L155 166V170L151 169L153 168ZM173 165V166H172ZM182 165V167H181ZM204 165V167H203ZM237 165V166H235ZM244 168H243V166ZM250 165V168H249ZM256 165V166H255ZM100 166V167H99ZM110 166V167H109ZM140 166V167H139ZM143 166V167H142ZM148 166V167H147ZM152 166V167H151ZM170 166V167H169ZM207 166V167H206ZM209 166V168H208ZM227 166V167H225ZM232 168H231V167ZM233 166H235L233 168ZM164 167V168H163ZM172 167V168H171ZM178 167V170H177ZM181 167V168H180ZM202 167V168H201ZM230 167V168H229ZM242 167V168H241ZM256 167V168H255ZM260 167V168H259ZM72 168V169H71ZM108 170H107V169ZM111 168V169H110ZM185 168V169H184ZM189 168V170H188ZM201 168V169H200ZM224 168V169H223ZM246 168V169H245ZM254 168V169H253ZM98 169V170H97ZM144 169V170H143ZM160 169V170H159ZM168 169V171H166ZM170 169V170H169ZM176 169V170H175ZM193 169V170H192ZM206 169V170H205ZM237 169V170H235ZM258 169V170H257ZM97 170V171H96ZM198 170V171H197ZM203 170V172L201 171ZM233 170L235 173H233ZM247 170V171H246ZM83 171V172H82ZM151 171V172H150ZM176 171V173H174ZM185 171V173H184ZM188 171V175L187 174ZM215 171V172H214ZM230 173H228V172ZM242 171V172H241ZM261 171V172H260ZM88 172V173H87ZM105 172V173H104ZM143 172L142 175H139ZM182 172V173H181ZM190 172V173H189ZM192 172V173H191ZM223 172V173H222ZM102 173V175H101ZM111 173V174H110ZM134 173V174H132ZM162 173V174H161ZM180 173V174H179ZM194 175H191L193 174ZM211 173V175H210ZM232 173V174H231ZM110 174V175H109ZM114 175V182H111L110 180V176ZM147 174V175H146ZM159 174V175H158ZM170 174V175H169ZM175 176H174V175ZM187 174V175H186ZM214 174L213 177H211ZM217 174V175H216ZM254 174V176H253ZM107 175V176H106ZM123 175V176H122ZM138 175V176H137ZM163 175V176H162ZM169 175V176H168ZM183 175V178H181V176ZM199 175V176H198ZM234 175V176H233ZM246 175V176H245ZM252 175V176H251ZM69 176V177H70ZM142 176H147L146 178ZM171 176V177H170ZM185 176V178H184ZM216 176V177H215ZM220 176V177H219ZM245 176V177H244ZM152 177V178H151ZM247 177V178H246ZM124 178V179H123ZM133 179L132 181H130L131 179ZM151 178V179H150ZM154 178V179H153ZM167 178V179H166ZM172 181H171V179ZM179 178V181L177 180ZM208 178V180H207ZM210 178V179H209ZM215 178V179H214ZM221 178L222 180H219ZM242 178V179H241ZM117 179V180H116ZM149 179V180H148ZM156 179V180H155ZM159 179V180H158ZM162 179V180H161ZM182 179V180H181ZM186 179V180H185ZM221 181L220 185L219 184V189H217L216 191H214L213 193L204 196L205 194H203L202 192V187L207 186L209 182H211V180H217ZM250 181H249V180ZM110 180V181H109ZM140 180V181H139ZM154 180V181H153ZM162 182H161V181ZM165 180V181H164ZM188 180V181H187ZM195 180V181H193ZM197 180V181H196ZM249 183H247L248 181ZM133 181L134 184H133ZM139 181V182H138ZM153 181V182H152ZM177 181L179 183H177ZM204 181V184H202V182ZM230 182L229 187L227 188L228 184L226 185V183ZM247 181V182H246ZM260 181V182H259ZM109 182V183H108ZM117 182V183H115ZM137 182V183H136ZM143 182V183H142ZM161 182V183H160ZM196 182L199 184L196 185ZM224 182V184H223ZM234 184V186H230L232 183ZM235 182V183H234ZM254 182V183H253ZM259 182V183H258ZM70 183V184H69ZM123 183V184H121ZM155 183V184H154ZM206 183V184H205ZM258 183V184H257ZM67 186H66V185ZM112 184V185H111ZM162 184V187L161 185ZM174 184V185H172ZM176 184H179L176 186ZM193 184H195L193 186ZM202 184V185H200ZM232 184V185H233ZM240 186H238V185ZM244 184V185H243ZM117 185V187H115ZM121 185H123L121 187ZM155 185V186H154ZM160 185V186H158ZM165 185V187H164ZM167 185V186H166ZM255 185V186H254ZM258 185V186H257ZM261 185V186H260ZM119 186V187H118ZM127 186V187H126ZM139 186V187H138ZM149 186V187H147ZM171 186H173V188H171ZM196 186V187H195ZM253 188L252 190L250 189ZM257 186V188L254 187ZM47 186H45L46 188ZM64 187V188H63ZM136 189H135V188ZM138 187V188H137ZM152 187H154L152 189ZM192 187V190H191ZM218 187V186H217ZM222 187V190H221ZM235 187V189H233ZM237 187V189H236ZM246 187L248 189H246ZM45 188L43 189V191L41 192V195L39 196L41 198V196H47V192H45ZM114 188V189H113ZM141 188V189H140ZM181 188V190H180ZM197 188V189H196ZM199 188V189H198ZM227 188V189H226ZM232 188V189H231ZM240 188V189H239ZM66 189H68L66 191ZM121 189V190H120ZM125 189V190H123ZM133 189V190H132ZM157 189V190H156ZM201 189V190H200ZM226 189V190H225ZM250 189V190H249ZM254 189H256L257 191H255ZM86 190V191H85ZM115 190V192H114ZM123 190V191H122ZM139 190V191H138ZM147 190V191H146ZM159 190L161 192H159ZM188 190V191H187ZM196 190V191H195ZM235 192L236 190V194L233 192ZM71 191V192H70ZM154 191V192H153ZM177 191V192H176ZM187 191V193H186ZM228 191V192H227ZM246 191V192H245ZM253 191V192H251ZM63 193L66 194V199L69 201L67 206L65 203H63V199L60 198V196L58 195V193ZM66 192V193H65ZM95 192V193H93ZM113 192V193H112ZM119 192V193H118ZM165 192L167 194H165ZM198 192V193H196ZM202 192V193H200ZM217 192V193H216ZM233 192V193H232ZM258 192V193H257ZM69 193V194H68ZM126 193V194H125ZM129 193V194H128ZM136 193V194H134ZM174 193V194H173ZM223 193V194H221ZM226 193H227V197H226ZM233 195H231V194ZM241 193V194H240ZM256 193V194H255ZM98 194V195H97ZM185 194V195H184ZM191 194V195H190ZM238 194V195H237ZM263 194V195H262ZM97 195V196H96ZM103 195V196H102ZM121 195V196H120ZM144 195H146V197H144ZM160 195V196H159ZM200 195V196H199ZM214 195V196H213ZM254 195V196H253ZM258 195V196H257ZM260 195V196H259ZM71 196V198H70ZM103 198H102V197ZM108 196V197H107ZM114 196V197H113ZM123 196V197H122ZM125 196H129V198L125 197ZM177 196V199H176ZM191 198H190V197ZM202 196V197H201ZM206 198H204V197ZM233 198H232V197ZM241 196V197H240ZM257 196V197H256ZM75 197V198H74ZM136 197V200L135 198ZM141 197V198H140ZM148 197V198H147ZM183 197V198H181ZM199 197V199L197 200V198ZM201 197V198H200ZM239 199H237V198ZM26 198V199H25ZM87 198V200H86ZM132 198V201H131ZM145 198V200H144ZM188 198V199H186ZM223 198V199H222ZM231 198V199H230ZM236 198V199H235ZM241 198V199H240ZM255 198V199H254ZM260 200H258V199ZM24 199V202L26 203L28 200L27 196H22V200ZM61 199V200H60ZM92 201H91V200ZM150 199V200H149ZM178 199L179 202H178ZM184 199V200H183ZM191 199V200H190ZM204 201H203V200ZM218 199V200H217ZM27 200V201H26ZM135 200V202H133ZM187 202H186V201ZM190 200V201H189ZM202 200V201H200ZM233 200H237L239 201L235 203V201ZM244 200V201H243ZM59 201V202H57ZM88 203H87V202ZM212 201V202H211ZM217 201V202H216ZM227 201V202H226ZM232 201V204L231 202ZM257 201V203L255 202ZM74 202V203H73ZM94 202V203H93ZM123 202V203H122ZM138 202V203H137ZM179 204V207L177 205V203ZM191 202V203H189ZM203 204H202V203ZM207 202V203H206ZM209 202V203H208ZM211 202V203H210ZM233 202L234 204H236L235 206H238V209L233 206ZM259 202V206H258V211L255 210V207L258 205ZM71 203V204H70ZM93 206H92V204ZM127 206H126V204ZM142 205H141V204ZM175 203V205H174ZM185 203V204H184ZM197 203V205H196ZM202 204V205H199ZM206 203V204H205ZM228 203V204H227ZM244 203V204H243ZM64 204V205H63ZM78 204V205H76ZM91 204V205H90ZM173 204V205H172ZM181 204V205H180ZM212 204H215L213 206H210ZM220 204V205H219ZM255 204V205H254ZM73 205V206H72ZM76 205V206H74ZM114 205V206H113ZM122 207H121V206ZM134 207H131L133 206ZM139 205V206H138ZM183 205V206H182ZM194 205V206H193ZM210 208H208L209 206ZM226 205V206H225ZM228 205V206H227ZM251 205V207H250ZM59 206V207H58ZM71 206V208H70ZM89 206V207H88ZM92 206V207H91ZM113 206V207H112ZM136 206V207H135ZM170 206V207H169ZM172 206V209H170ZM176 206V207H175ZM191 206V207H190ZM197 208H196V207ZM206 206V208H205ZM208 206V207H207ZM217 206L219 208H217ZM57 207V208H56ZM78 209H76V208ZM91 207V208H90ZM111 207V209H110ZM116 207V208H115ZM122 209H121V208ZM130 207V208H129ZM142 207V208H141ZM174 207V208H173ZM178 207V209H177ZM201 207V208H200ZM228 207V209H227ZM56 208V209H55ZM65 208V211H63ZM70 208V209H69ZM113 208H115V212L114 210H112ZM134 208V210H133ZM145 208V209H144ZM148 210H147V209ZM181 208V209H180ZM194 208V209H193ZM196 208V209H195ZM225 208V209H224ZM243 208V209H241ZM252 208V209H251ZM254 208V209H253ZM260 208V209H259ZM91 209V210H90ZM102 209V210H101ZM127 209V210H126ZM136 209V210H135ZM144 209V210H143ZM155 209V210H154ZM175 209V210H174ZM210 209V211H209ZM215 212H214V210ZM223 211H222V210ZM245 209V210H244ZM248 209V211H246ZM74 210V211H73ZM90 210V212L88 211ZM130 210V212H129ZM133 210V212H132ZM149 213L147 215V212ZM172 210V211H169ZM198 212H197V211ZM208 210V212L206 211ZM221 210V211H220ZM260 210V212H259ZM261 210L262 213H261ZM102 213H101V212ZM112 211V213H111ZM125 211V212H124ZM138 211V212H137ZM145 211V213H144ZM176 211V212H174ZM196 211V214H195ZM227 212L226 215L223 212ZM230 211V212H229ZM233 211V212H232ZM236 211V214L235 212ZM252 211V215L251 214ZM62 212V213H61ZM108 214H107V213ZM122 212V213H121ZM127 212H129L127 214ZM140 212V213H139ZM170 212V213H169ZM172 212V213H171ZM177 215V216H175ZM211 212V213H210ZM216 213V217L213 214ZM221 214H220V213ZM247 212V213H246ZM257 212V214H256ZM90 213V214H89ZM93 213V214H92ZM110 213V214H109ZM158 216H156L157 214ZM194 213V214H193ZM208 213V214H207ZM210 213V214H209ZM61 214V215H59ZM116 214V215H115ZM130 214V215H129ZM138 214V216H137ZM143 214V215H142ZM159 214L161 215V217H159ZM165 214V215H164ZM173 214V215H172ZM180 214V215H179ZM228 214V215H227ZM256 214V215H255ZM262 214V215H261ZM17 215V214H16ZM15 215V217H16ZM63 215V217H61ZM75 215V216H74ZM91 215V216H90ZM102 215V217H100ZM115 218H114V216ZM124 215V216H123ZM133 215V216H131ZM187 215V216H186ZM209 215V216H208ZM213 215V216H212ZM225 216L226 218L224 220H222L224 217H221V219L219 220L218 217L220 216ZM233 215V217H232ZM258 215V216H257ZM261 215V217L259 216ZM94 216V217H93ZM99 216V217H97ZM126 216V218H125ZM131 216V217H128ZM135 216V217H134ZM141 216V217H140ZM186 216V217H185ZM193 216V217H192ZM201 216V217H200ZM212 220H211V217ZM244 217L243 219L241 217ZM252 216V217H251ZM256 216V218H255ZM108 217V218H107ZM137 217V218H136ZM210 217V218H209ZM231 217V218H230ZM236 217V222L234 221ZM260 217V218H258ZM17 218V217H16ZM74 220H73V219ZM76 218V219H75ZM128 218V219H127ZM137 220H136V219ZM178 218V219H177ZM198 218V219H196ZM205 218V219H204ZM233 220H230V219ZM249 218V219H248ZM57 219V220H56ZM61 219V221L59 220ZM66 219V220H65ZM90 219V221H89ZM105 219L108 220V222H105ZM126 221H124V220ZM131 219V221H130ZM135 219V221H134ZM165 219V220H164ZM168 219V220H167ZM184 219V220H183ZM196 219V220H195ZM201 221H200V220ZM218 219V220H217ZM226 219L227 220L226 222ZM59 220V221H58ZM73 220V221H72ZM121 220V222L123 223V228H122V223L119 221ZM130 222H128V221ZM170 220V222H169ZM175 220V221H174ZM246 220L248 221L246 223ZM251 220V221H250ZM263 220V221H261ZM51 221V223H50ZM58 223H57V222ZM116 221V223H115ZM167 223H166V222ZM180 221V222H179ZM185 221V222H184ZM210 221V223H209ZM220 223H218V222ZM255 221V223L253 222ZM263 222V223H260ZM105 222V223H104ZM114 222V223H113ZM118 222V223H117ZM133 222V223H132ZM179 222V223H178ZM193 222V223H190ZM217 222V223H216ZM223 222V223H221ZM226 222V224H225ZM243 222V224L246 223V225L243 226V224L241 223ZM26 223V224H25ZM27 223L30 224L27 226ZM58 225H57V224ZM65 223V224H64ZM129 226H127L126 224ZM129 223V224H128ZM137 223V224H136ZM158 223V224H157ZM169 223V225L167 226V224ZM176 223V225H175ZM233 223H236L237 225H233ZM257 223V226H256ZM19 223L16 222V225H18ZM24 224V225H23ZM105 226H104V225ZM140 224H144L142 225V227L140 226ZM163 224V225H162ZM192 224H195L192 226ZM226 225L221 227L220 226ZM69 225V226H66ZM81 227L80 229L84 232H82L78 226ZM84 225V226H83ZM120 225V226H119ZM126 225V226H125ZM148 225V226H147ZM200 225V226H199ZM203 225V226H202ZM228 225V227H227ZM250 225V226H249ZM52 227L50 229V227ZM66 226V227H65ZM75 226V227H74ZM87 228L85 229L84 227ZM107 226V227H106ZM115 226V227H114ZM119 226V227H118ZM133 226V227H132ZM145 226V227H144ZM157 226V227H156ZM188 226V228H187ZM197 226V228H196ZM207 226V227H206ZM236 226V227H234ZM260 226H262L261 229ZM41 227V229L39 228ZM104 227V228H103ZM121 227V228H120ZM139 227V228H137ZM144 227V228H143ZM163 227V228H162ZM172 227V228H171ZM190 227V228H189ZM226 227V228H225ZM240 227V228H238ZM258 227V228H257ZM36 228V229H35ZM38 228V229H37ZM45 228V229H44ZM72 228V229H71ZM83 228V229H82ZM108 228V229H107ZM116 228V229H115ZM129 228V229H127ZM177 228V230H176ZM192 228H194L192 230ZM222 228V229H219ZM233 228V229H231ZM238 228V229H237ZM242 228H244L245 230H243ZM28 229V230H27ZM39 229L41 230L39 232ZM44 229V230H43ZM67 229V230H66ZM107 229V230H105ZM125 229V230H124ZM127 229V230H126ZM182 229V230H181ZM190 229V232H189ZM200 229V230H199ZM241 231V233L239 231ZM248 229V230H247ZM251 233H250V230ZM254 229V230H253ZM258 229V230H257ZM34 231V233L31 232ZM52 232H51V231ZM58 230V231H57ZM60 230V232H59ZM62 230V231H61ZM66 230V231H65ZM79 230V231H78ZM87 230V231H85ZM168 230V231H167ZM180 233H179V231ZM185 230V231H184ZM218 230V231H217ZM225 230V231H224ZM226 230H227V234H226ZM231 230V231H230ZM247 230V231H246ZM39 233H36V232ZM46 233H45V232ZM49 231V232H48ZM109 231V232H108ZM122 231H126L125 233ZM141 231H145L146 234H142ZM176 231V232H175ZM183 231V232H182ZM199 231V232H198ZM212 231V232H211ZM222 231V232H221ZM258 231H263V232H258ZM31 234H30V233ZM55 232V233H54ZM64 232V233H63ZM79 232V233H76ZM102 232V233H101ZM168 234H166V233ZM171 232V233H169ZM219 232V233H218ZM222 234H221V233ZM229 232V233H228ZM235 232L238 234H236L235 237ZM256 232V233H255ZM44 233V234H43ZM47 233H50L51 236ZM54 233V234H53ZM58 233V234H57ZM63 233V234H62ZM71 233V234H70ZM87 236H86V234ZM108 233V234H107ZM121 233V234H120ZM148 233V234H147ZM164 233V234H163ZM180 235H179V234ZM214 233V234H213ZM60 234V235H59ZM70 234V235H69ZM84 234V235H83ZM119 234V235H118ZM127 234H129L127 236ZM186 234V235H183ZM194 234V235H193ZM210 234V235H209ZM262 234V238L261 235ZM117 235V236H116ZM154 235V236H153ZM176 235V236H175ZM191 235V236H190ZM205 235L209 236L211 238L215 239H209V237L207 238ZM214 235V237H213ZM245 235L247 236L245 238ZM20 236V237H19ZM55 236V237H54ZM60 236V237H59ZM63 236V238H62ZM69 236V237H68ZM79 236V237H78ZM82 236V237H81ZM114 236V237H113ZM122 236V237H121ZM127 236V237H125ZM140 236V237H139ZM158 236V237H157ZM167 236V237H166ZM179 238H178V237ZM181 236V237H180ZM185 236V239H183ZM188 236V238L186 237ZM190 236V237H189ZM258 236V237H257ZM32 237V238H31ZM39 237V238H38ZM133 237V238H132ZM150 237V238H149ZM234 237V238H233ZM238 237V239H237ZM256 237V238H255ZM35 238V239H34ZM102 238V239H101ZM120 240H119V239ZM124 238V239H122ZM143 238V239H142ZM172 238V239H171ZM205 238V239H204ZM220 238V241L219 239ZM242 240H241V239ZM245 238V241L244 239ZM15 239V240H14ZM37 239V241H36ZM66 239V242H65ZM88 239V240H87ZM110 239V240H109ZM128 239V240H127ZM132 239V242L130 241ZM138 239V240H137ZM146 239V240H145ZM148 239V241H147ZM153 239V240H152ZM175 239V241H174ZM181 239V240H180ZM183 241L180 246H177L180 241ZM224 239V240H223ZM257 239V240H256ZM260 239V240H259ZM263 239V240H261ZM9 240V241H8ZM84 240V241H83ZM169 240V242H168ZM171 240V241H170ZM176 240H178L176 242ZM204 240H209V242H213L212 244H210L209 242H205ZM216 240V241H215ZM235 240V241H234ZM238 240L240 241V243L242 242V244L238 243ZM19 241V242H18ZM26 242L23 244V242ZM97 241V242H96ZM130 241V242H129ZM134 241V242H133ZM145 241V242H144ZM174 241V242H173ZM222 241V242H221ZM226 243H225V242ZM233 241V242H232ZM244 241V242H243ZM256 241V242H255ZM11 242V243H9ZM21 242V243H20ZM38 242V243H36ZM96 242V243H95ZM120 242V246L118 245ZM139 242V243H138ZM141 242V243H140ZM179 242V243H178ZM259 242L261 243L259 246ZM13 243V244H12ZM117 243V244H116ZM132 243V244H131ZM134 243V244H133ZM146 245H143V244ZM172 243V244H171ZM215 243V244H214ZM222 243V244H220ZM253 243V244H252ZM86 244V245H85ZM125 244V245H124ZM129 244V245H128ZM156 244V245H155ZM164 244V245H163ZM215 246H214V245ZM220 244V245H219ZM226 244H229L226 246ZM238 244V246H237ZM244 244V245H243ZM246 244V245H245ZM116 247H115V246ZM123 245V246H122ZM131 245V246H130ZM153 245V246H152ZM233 245V246H232ZM262 245V246H261ZM102 246V247H101ZM122 246V247H121ZM130 246V247H129ZM145 246V247H144ZM148 246V247H147ZM175 246V247H174ZM213 246V247H212ZM228 247V250L224 251L225 247ZM241 246L243 248H241ZM247 246V247H246ZM113 247V248H112ZM135 247V248H133ZM220 247V248H218ZM223 247V248H222ZM235 247V248H234ZM237 247V248H236ZM240 247V248H239ZM245 247L247 248V250L245 249ZM261 247V250H260ZM263 247V248H262ZM70 248V249H68ZM83 248V249H82ZM121 248V249H118ZM125 248V249H124ZM186 248V249H185ZM203 248V249H202ZM205 248V249H204ZM207 248V250H206ZM33 249V251L31 250ZM133 249V250H132ZM163 249V251H162ZM167 249V251L165 250ZM200 249V250H199ZM222 249V250H221ZM232 249V250H230ZM235 249H237V253L235 252ZM240 249H244L243 251ZM136 250V252H135ZM161 250V251H160ZM175 250V251H174ZM258 250V251H256ZM67 251V252H66ZM70 251V252H69ZM125 251V252H124ZM142 251V252H141ZM159 251V253H158ZM205 251V252H203ZM224 251V252H223ZM229 251V252H228ZM230 251L232 253H230ZM31 252V253H29ZM75 252V253H74ZM84 254H83V253ZM89 252V254H88ZM123 252V253H122ZM217 252V254H216ZM220 252V253H219ZM261 253V255L259 256L257 253ZM33 253V254H32ZM118 255H117V254ZM127 255H126V254ZM153 253V254H152ZM165 253V254H164ZM206 253V254H205ZM208 253V254H207ZM211 257H210V255ZM225 253V255H224ZM253 253V255H252ZM28 254H31L30 256ZM89 257H87L86 256ZM100 254V255H99ZM171 254V255H170ZM186 254V255H185ZM200 254V255H199ZM203 254V255H202ZM215 254V255H214ZM219 254V256H218ZM229 254V257L228 256ZM232 254V255H231ZM257 254V255H255ZM28 255V256H27ZM36 255V257H35ZM85 257H84V256ZM155 255L157 257H155ZM164 255V256H163ZM185 257H183V256ZM198 255V256H197ZM207 255V257H206ZM227 255V256H226ZM240 255V256H239ZM246 255V256H245ZM27 256V257H26ZM38 256V257H37ZM72 256V257H71ZM144 256V257H143ZM154 256V257H153ZM166 256V257H165ZM213 256V259H212ZM233 256V257H232ZM259 256V257H258ZM163 261L161 258H163ZM240 257V258H238ZM243 257V258H242ZM259 259H257V258ZM35 258V259H34ZM88 258V259H87ZM195 258V259H194ZM232 258V259H231ZM255 258V259H254ZM29 259V260H28ZM100 259V260H99ZM144 259V260H143ZM153 259V260H152ZM161 259V260H160ZM168 260L166 262V260ZM223 259V260H222ZM228 259V260H227ZM234 259V260H233ZM26 260V261H25ZM44 260V261H43ZM186 260V261H184ZM206 260V261H205ZM262 260V262H261ZM5 263V258L3 257V253H0V264H4ZM31 261V262H30ZM64 261V262H63ZM112 263H111V262ZM223 261V262H221ZM227 261V262H226ZM20 262V263H19ZM43 262V263H42ZM52 262V263H51ZM76 262V263H74ZM143 262V263H142ZM161 262V263H160ZM165 262V263H164ZM220 262V263H219Z\"/></svg>","mask_w":264,"mask_h":264}]
</instances>
